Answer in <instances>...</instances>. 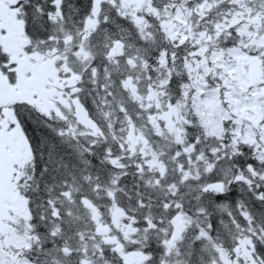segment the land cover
<instances>
[{
  "label": "snow or ice",
  "instance_id": "snow-or-ice-1",
  "mask_svg": "<svg viewBox=\"0 0 264 264\" xmlns=\"http://www.w3.org/2000/svg\"><path fill=\"white\" fill-rule=\"evenodd\" d=\"M0 264H264V0H0Z\"/></svg>",
  "mask_w": 264,
  "mask_h": 264
}]
</instances>
